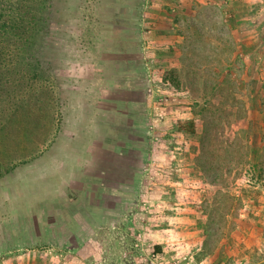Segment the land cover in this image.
<instances>
[{"label": "rangeland", "instance_id": "rangeland-1", "mask_svg": "<svg viewBox=\"0 0 264 264\" xmlns=\"http://www.w3.org/2000/svg\"><path fill=\"white\" fill-rule=\"evenodd\" d=\"M30 4L0 264H264V0Z\"/></svg>", "mask_w": 264, "mask_h": 264}, {"label": "trees", "instance_id": "trees-1", "mask_svg": "<svg viewBox=\"0 0 264 264\" xmlns=\"http://www.w3.org/2000/svg\"><path fill=\"white\" fill-rule=\"evenodd\" d=\"M32 2L35 0H0V89L8 87L2 70H10V56L26 52L33 43L38 14Z\"/></svg>", "mask_w": 264, "mask_h": 264}]
</instances>
